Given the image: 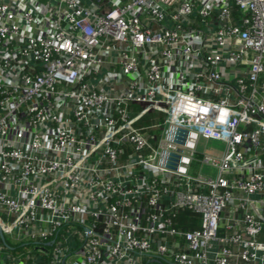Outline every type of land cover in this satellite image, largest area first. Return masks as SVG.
Wrapping results in <instances>:
<instances>
[{"label":"built area","instance_id":"1","mask_svg":"<svg viewBox=\"0 0 264 264\" xmlns=\"http://www.w3.org/2000/svg\"><path fill=\"white\" fill-rule=\"evenodd\" d=\"M263 231L264 0H0V264H264Z\"/></svg>","mask_w":264,"mask_h":264},{"label":"rangeland","instance_id":"2","mask_svg":"<svg viewBox=\"0 0 264 264\" xmlns=\"http://www.w3.org/2000/svg\"><path fill=\"white\" fill-rule=\"evenodd\" d=\"M131 108H134L137 112L141 111V107L139 105H133ZM157 123H160L161 125L164 123V117L162 119H157L156 120ZM150 125V123L147 122H142L140 124H138L139 127L142 126H148ZM226 150V146L224 143L219 142V141H213V140H206L204 138H202V140L199 143L198 146V158L200 160H202L204 158V155H222ZM195 171L193 172V174L198 175V174H209L211 173V168L209 166H203L201 167V165L198 166H194ZM216 173V170H214ZM259 240L264 241V231L261 235V237L259 238ZM6 241L9 245L12 246V248H16L14 254L19 255L21 252H24L25 250L29 249V250H33L34 246L32 245H25L22 246V243H19L16 245V243H14V241L11 240V238L9 236H6ZM145 264H147L145 262Z\"/></svg>","mask_w":264,"mask_h":264},{"label":"trees","instance_id":"3","mask_svg":"<svg viewBox=\"0 0 264 264\" xmlns=\"http://www.w3.org/2000/svg\"><path fill=\"white\" fill-rule=\"evenodd\" d=\"M149 121H152L149 119ZM174 226L183 231H194L200 228L201 216L189 211H181L173 218Z\"/></svg>","mask_w":264,"mask_h":264}]
</instances>
